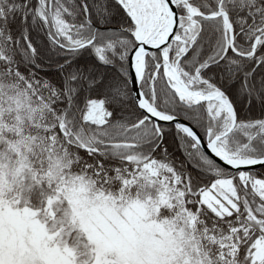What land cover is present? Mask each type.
Masks as SVG:
<instances>
[{"label": "snow or ice", "instance_id": "1", "mask_svg": "<svg viewBox=\"0 0 264 264\" xmlns=\"http://www.w3.org/2000/svg\"><path fill=\"white\" fill-rule=\"evenodd\" d=\"M0 264H264V0H0Z\"/></svg>", "mask_w": 264, "mask_h": 264}]
</instances>
